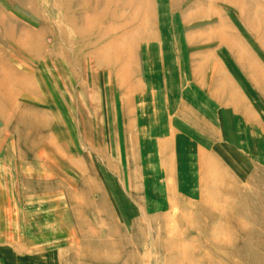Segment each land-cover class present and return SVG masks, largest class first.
<instances>
[{
  "label": "rangeland",
  "instance_id": "rangeland-1",
  "mask_svg": "<svg viewBox=\"0 0 264 264\" xmlns=\"http://www.w3.org/2000/svg\"><path fill=\"white\" fill-rule=\"evenodd\" d=\"M0 264H264V0H0Z\"/></svg>",
  "mask_w": 264,
  "mask_h": 264
}]
</instances>
